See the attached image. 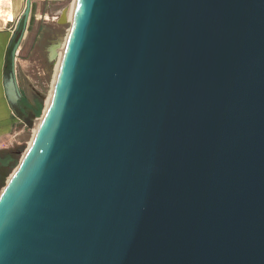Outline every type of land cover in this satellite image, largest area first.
<instances>
[{"label":"water","instance_id":"water-1","mask_svg":"<svg viewBox=\"0 0 264 264\" xmlns=\"http://www.w3.org/2000/svg\"><path fill=\"white\" fill-rule=\"evenodd\" d=\"M0 264H264V0H76Z\"/></svg>","mask_w":264,"mask_h":264},{"label":"rangeland","instance_id":"rangeland-1","mask_svg":"<svg viewBox=\"0 0 264 264\" xmlns=\"http://www.w3.org/2000/svg\"><path fill=\"white\" fill-rule=\"evenodd\" d=\"M75 0H51L49 10L45 13H38L36 27H42L40 33L42 38L33 39V33L28 35L20 51L19 81L25 98L35 103L34 113L41 118L46 109V103L50 99L53 85L55 84L58 68L63 55L68 32L71 27L72 17L61 22L62 11L66 13L71 9ZM47 8V6H46ZM35 27V28H36ZM49 39L55 40L58 50L53 62H47L46 46ZM36 44V45H35ZM35 45V46H34ZM17 136L14 137V133ZM35 131L24 121L16 122L11 132L7 135L6 141L0 145V194L7 185L24 153L29 148ZM12 136V138H11ZM11 138V140H10ZM15 138V139H14Z\"/></svg>","mask_w":264,"mask_h":264},{"label":"crops","instance_id":"crops-1","mask_svg":"<svg viewBox=\"0 0 264 264\" xmlns=\"http://www.w3.org/2000/svg\"><path fill=\"white\" fill-rule=\"evenodd\" d=\"M50 1L51 0H32L31 13L28 23L29 26L25 32L17 54L18 69L21 56L20 51L23 49L24 42L30 32L38 28V26L36 27L37 23L34 19H38V13L42 14L49 10L48 7ZM25 3L26 0H0V145L6 141L7 135L11 132L16 122H19V119L13 113L8 102L4 85V72L6 68L8 46L18 19L25 8ZM17 133V131L14 133V137L17 136Z\"/></svg>","mask_w":264,"mask_h":264},{"label":"flooded vegetation","instance_id":"flooded-vegetation-1","mask_svg":"<svg viewBox=\"0 0 264 264\" xmlns=\"http://www.w3.org/2000/svg\"><path fill=\"white\" fill-rule=\"evenodd\" d=\"M28 26H27V29H28ZM21 27H22V25L20 26L19 29H21ZM41 30H42V27H38L36 29V31L33 33V39L36 40L35 43L37 42V39L42 38V33H40ZM30 34H31V32H30ZM57 50H58V44L55 42V40L49 39V44L46 46V49H45V51L47 52V57H46L47 60L46 61L49 62V64L51 62H53L54 59L56 58L55 55H56ZM17 76H18V81H19L18 68H17ZM19 86H20V81H19ZM20 89H21V86H20ZM21 92H22V90H21ZM19 105H20V108H21L22 112L24 114H26L27 118H30L31 114L28 113V111H31L32 113H34L35 103L32 102L31 100L25 98V95L23 94V92H22V98L19 100ZM18 119H20V118H18ZM20 121H23V120L20 119Z\"/></svg>","mask_w":264,"mask_h":264},{"label":"bare ground","instance_id":"bare-ground-1","mask_svg":"<svg viewBox=\"0 0 264 264\" xmlns=\"http://www.w3.org/2000/svg\"><path fill=\"white\" fill-rule=\"evenodd\" d=\"M75 5H76V0L74 1V3H73L72 6H71V9H69L67 13H66V10H63L62 13H63V14H66V17L68 16V18H70V16L72 17V16H73L74 9H75ZM61 59H62V56H61ZM60 63H61V60H60ZM59 67H60V64H59ZM58 71H59V68H58ZM57 75H58V73H57ZM56 79H57V78H56ZM55 83H56V81H55ZM54 86H55V84L53 85L52 93H51V95H50V99H49V101L46 103V109H45V111L47 110L48 106L50 105V102H51V99H52V95H53V91H54ZM44 113H45V112H44ZM42 118H43V116H42L41 118H38V117H37V118L35 119V121H34L33 129H34L35 133H36L38 127H39V124H40ZM33 138H34V137H33ZM32 140H33V139H32ZM31 143H32V142H31ZM30 145H31V144H30Z\"/></svg>","mask_w":264,"mask_h":264}]
</instances>
